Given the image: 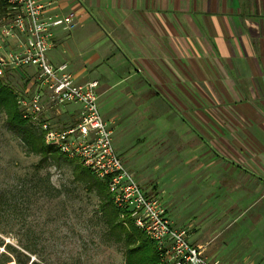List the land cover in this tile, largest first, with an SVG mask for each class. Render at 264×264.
<instances>
[{"label": "crops", "instance_id": "crops-1", "mask_svg": "<svg viewBox=\"0 0 264 264\" xmlns=\"http://www.w3.org/2000/svg\"><path fill=\"white\" fill-rule=\"evenodd\" d=\"M38 1L75 15L71 30L56 31L48 57L67 62L79 82L97 81L99 111L119 113L103 98L115 87L121 96L139 97L137 110L164 98L184 121L171 149L186 159L170 165L171 178L184 188L195 173L211 174V190L200 176L196 186L218 206L206 211L202 228L203 222L175 219L170 204L174 226L186 229L208 258H228L227 264L264 258V0ZM33 73L24 68V87ZM145 107L142 115L158 118L154 107ZM76 109L68 106L54 118L60 126L72 123ZM176 166L182 169L177 179ZM149 189L157 192L155 184ZM236 231L260 232L261 239Z\"/></svg>", "mask_w": 264, "mask_h": 264}, {"label": "rangeland", "instance_id": "rangeland-1", "mask_svg": "<svg viewBox=\"0 0 264 264\" xmlns=\"http://www.w3.org/2000/svg\"><path fill=\"white\" fill-rule=\"evenodd\" d=\"M114 78L116 76L110 77L109 81ZM9 82L5 83L13 90L24 84L19 76H10ZM117 92L119 98L116 100ZM103 98L111 108H119L116 109L119 113L109 114L101 107L100 113L105 114L103 117L110 124L117 153L135 177L138 175L136 179L142 187L154 192L149 188L155 184V193L165 207L173 205L170 212L175 219L185 225L191 221L193 226L203 222L202 228H205V220L209 218L206 211L218 206L215 198L204 195L206 187L211 190L212 175L195 173L193 182L184 188L171 178L170 165L186 159L185 153L175 145L173 149L177 150L171 149L175 139L179 142L183 136L181 125L184 121L174 118L179 114L167 109L164 98L142 103L137 110L133 102L136 103L139 97L135 94L133 97L121 96L119 88L115 87ZM145 104L155 108L158 118L149 119L142 115L146 111ZM176 110L180 112L179 108ZM40 159L39 155L26 151L24 143L7 127L5 116L0 112V264H28L31 261L43 264H124V242L115 241L104 223L96 193L86 191L73 179L74 165L63 157L57 160L47 158L45 162ZM174 170L177 179L182 169L176 166ZM199 176L201 182H205V186L202 185L205 190L196 186ZM47 179L56 191L44 190ZM227 201L221 200L220 204L226 206ZM203 231L207 233V229ZM233 233L249 237L254 242L261 239L260 232L252 233V236L246 231ZM230 234L229 240L232 239ZM219 259L227 261L228 258ZM233 260L264 264V258Z\"/></svg>", "mask_w": 264, "mask_h": 264}, {"label": "built area", "instance_id": "built-area-1", "mask_svg": "<svg viewBox=\"0 0 264 264\" xmlns=\"http://www.w3.org/2000/svg\"><path fill=\"white\" fill-rule=\"evenodd\" d=\"M3 2L0 79L8 83L10 76H19L24 82V68L34 72L26 87L20 84L14 90L22 117L38 127L47 144L106 180L119 218L124 225L129 220L153 243L158 264H227L208 258L201 245L192 244L188 231L174 226L158 195L146 191L126 166L113 145L110 124L98 109L97 81L79 82L67 62L49 59L56 31L71 30L77 24L75 15L38 0ZM68 106H76L75 119L60 126L55 118Z\"/></svg>", "mask_w": 264, "mask_h": 264}, {"label": "trees", "instance_id": "trees-1", "mask_svg": "<svg viewBox=\"0 0 264 264\" xmlns=\"http://www.w3.org/2000/svg\"><path fill=\"white\" fill-rule=\"evenodd\" d=\"M5 3L0 0V12L3 11ZM0 112L5 116L7 127L15 132L24 143L26 151L41 157L45 162L47 158L57 160L63 157L69 164L74 165L72 176L88 192H95L99 199V210L104 223L112 232L115 241H123L126 249L124 251V264H158V258L153 243L129 220L124 225L119 218L117 209L114 207L107 188L106 180L96 178L87 168L76 160L66 158L57 148L44 141L43 133L37 130V126L22 117L17 106L15 92L3 79H0ZM46 191H56L45 181ZM21 264V263H20ZM26 264V263H23ZM28 264H43L31 261Z\"/></svg>", "mask_w": 264, "mask_h": 264}]
</instances>
